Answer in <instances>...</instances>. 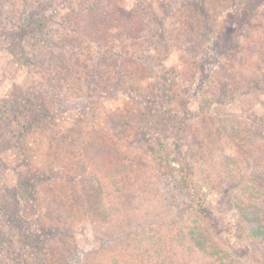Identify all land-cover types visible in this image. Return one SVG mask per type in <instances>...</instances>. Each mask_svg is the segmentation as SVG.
Returning <instances> with one entry per match:
<instances>
[{
	"label": "rangeland",
	"instance_id": "374dc122",
	"mask_svg": "<svg viewBox=\"0 0 264 264\" xmlns=\"http://www.w3.org/2000/svg\"><path fill=\"white\" fill-rule=\"evenodd\" d=\"M118 1L133 35L102 48L76 32L88 0H0V264H264V239L249 233L259 224L245 216L255 202L242 201L246 180L258 172L264 181V94L245 99L222 70L240 68L228 54L235 44L263 37L264 3L248 27L251 0H211L210 31L184 0ZM141 89L153 94L149 107ZM24 93L52 112L36 123L29 105L16 110ZM208 132L216 151L193 152ZM103 145L100 170L88 159ZM222 146L240 154L235 167L219 159ZM92 188L97 197L85 195Z\"/></svg>",
	"mask_w": 264,
	"mask_h": 264
},
{
	"label": "trees",
	"instance_id": "16d2710c",
	"mask_svg": "<svg viewBox=\"0 0 264 264\" xmlns=\"http://www.w3.org/2000/svg\"><path fill=\"white\" fill-rule=\"evenodd\" d=\"M79 1H83V4H85L86 0H77ZM99 3V9L96 10V7L94 5H90V3H94V0H88L87 5H85V9L79 11V16L80 18H78V20L80 21L76 23V25L79 24V28L76 30V32H79L80 35H82L87 41L89 42H93L96 45H98L99 47H106L108 45H110L113 41L114 44L120 42L122 44H125L126 40L131 37L133 35V32L131 34V31L129 30V26H128V20H127V16H131L129 10L124 9L121 1L119 2L118 0H96ZM184 6L187 8H192L195 11H198L201 13V15L205 18V28L206 29H210V31H212L213 29V25H212V20H211V9L209 5V3H212L213 6H215V4H213V2L211 0H184ZM245 3V6L243 8V15L245 18H247V25L248 27H253L254 23L256 22V15H259V3H264V0H251L250 7H248V4L243 1ZM207 3V5H206ZM89 5V6H88ZM96 5V4H95ZM244 5V4H243ZM3 10H0V17H3ZM135 13V10H132ZM76 12V11H75ZM137 13V12H136ZM12 15V14H10ZM8 17V16H5ZM264 19V15L261 16ZM210 18V20H209ZM135 27L140 28L141 24L140 21L135 20ZM201 23V22H199ZM262 26L264 27V22H261ZM194 29V26H191ZM115 28H119V32H113L112 29ZM19 27L16 28V31L14 32L17 36H22L24 34L20 33ZM129 32L130 35L125 36L127 33ZM250 33V31H249ZM253 39L255 40V38L253 37V35L251 34V36L249 35V37L247 36L245 38V43H241V44H235L233 48H231L232 52H228L229 57L231 58V60L233 61H239V65L240 68L236 67L235 65H232L230 67L228 66H223V71H230V75L229 78L231 80H235L238 83H240L241 86V91L243 92L241 95L243 97H245V99H247V97L249 95H252L251 93H263L264 94V35L263 37H261V39H259L258 41H253ZM112 43V44H113ZM138 45V44H137ZM102 47V48H103ZM195 47L193 48L194 51ZM245 51L246 57L242 59V56H240V58H237V56H235L236 54H234V51ZM192 52V50L189 47V52ZM144 53V52H143ZM142 53V54H143ZM52 56L56 57L54 53H50ZM83 56V55H81ZM135 54L131 55V58H135ZM144 61L145 62H153L154 61V57L151 55H144ZM194 57L193 55H191V58ZM250 59V60H249ZM250 61V62H249ZM63 68L66 71L65 76L66 77H70L68 75H70L71 71L68 70V67H71L70 61H65L62 64ZM139 69H141V67H138ZM137 68V69H138ZM139 69L136 71H133V73L135 75H137L139 73ZM215 75H217V72L215 73ZM222 79V78H221ZM52 82V80H51ZM216 82H219V88L222 90L223 87L229 89L230 85L232 82H230L229 84L226 83L225 81H220L219 76H217L216 78ZM53 83V82H52ZM216 84V83H214ZM50 85L52 87H54V85H52L50 83ZM115 86H118V84H116ZM214 86V85H213ZM244 87H246L248 90H246ZM153 88V87H152ZM142 91V89H141ZM40 92V91H39ZM43 92V90H42ZM143 93V98L146 101V104L149 107V104H151L152 102V98H153V94H149L146 91H142ZM149 95V96H148ZM34 96L29 95L28 93H24V96H22L23 101L22 103H17L18 107L15 108L16 110H20L22 108L25 109V107H27V105H29V108H33L35 110V112L33 113V121L36 123L41 122V119L44 117V115L48 114L49 112L51 113V109L47 108L46 103L44 102H38V99H34ZM249 99V98H248ZM42 100V99H41ZM258 100L254 101L251 100L250 101V105H253L254 103H257ZM9 112V110L7 109V113ZM95 112V111H94ZM35 117V118H34ZM111 129H113V132L115 134L116 137L119 136V129H122V136L126 135V129L124 127L123 124H120L118 121H114L111 120ZM120 127V128H119ZM233 132L231 133L229 131V129L224 128V132L223 134H221V136L226 135L229 140H231V143L236 145L237 149L239 152L242 151V146L240 144H236L237 143V136H236V131L235 129H232ZM212 134L211 132H208V136H205L206 141L203 142L201 141V139L199 137H195L193 139L192 144L190 145V148L193 150V152L197 151L198 153L204 151L207 154H211L213 155L215 148L214 147V142L212 141ZM220 136V137H221ZM219 140V138H218ZM206 142H208V144H205ZM241 143V142H240ZM86 149H89L88 146L86 145ZM106 147H108L107 145H103L101 146L99 149H94L93 152H90L89 154V159L88 161L95 167L99 168L100 170L105 166L104 162L105 160H102V153L107 149ZM220 148V147H219ZM219 155H220V160L223 161H229L231 162V165H233V167H235L234 165H236L237 161V156H240V154H235L232 157L227 156L226 153V149L224 146H222V149H219ZM115 153V152H114ZM113 153V154H114ZM244 153H246V151L244 150ZM251 154H249L251 157L254 156V153L250 152ZM112 154V157H113ZM204 154V153H203ZM252 159V158H251ZM202 163H207L206 162V158L205 156H203L201 158ZM210 162V161H209ZM211 164H213V167H215L214 163L210 162ZM210 165V164H209ZM258 167V166H257ZM230 170V169H228ZM229 172H233V170H230ZM260 177L263 176H259L258 172H255L253 174L252 177H250L248 180H246V183L250 184V186H246L247 187V195L245 196L242 201L244 202H248V201H252V203L255 202V204H250L248 211H246L245 216L247 217V219L249 220L250 225L253 223L258 222L259 224V228L251 227V231L249 233H251L252 235H254L255 237H259L262 236L261 238L264 239V229L261 227L262 223H263V219H264V212L261 211V209L259 208V206L257 205V203H261V199L263 198L262 196L264 195V181L263 179H261ZM115 178V175H114ZM76 178L73 179V181L75 182ZM97 181V180H96ZM213 182V181H212ZM215 182V181H214ZM213 182V183H214ZM263 183V184H262ZM31 183L29 182V185ZM246 184V185H248ZM95 188L90 189L91 192L86 191L85 195L93 197V195L95 197H97L98 193L97 191L93 193V191ZM223 189V188H222ZM234 189V188H233ZM232 188L229 190V192L227 191L226 194H224V200L229 201L230 200V194ZM236 201H241L240 199L236 200ZM77 202V203H76ZM75 203L78 205H81L82 203V197L79 196L78 199L75 200ZM91 203V202H90ZM264 205V204H263ZM83 209V208H82ZM88 210L91 212H93V214H95V217H97V215H99L100 217H104L107 218L108 215L104 214L103 212H100V210H98L97 206L94 205V203L92 202L88 208ZM73 211V210H71ZM49 213H52V211H49ZM68 213V212H67ZM64 215V214H62ZM191 242L193 244V246H195L196 249H199L201 251H204L205 248H207L206 243L202 242L203 237L201 235H198V239H195V235L192 233L191 234ZM29 240V238H28Z\"/></svg>",
	"mask_w": 264,
	"mask_h": 264
}]
</instances>
